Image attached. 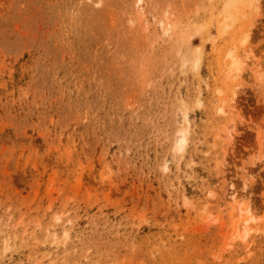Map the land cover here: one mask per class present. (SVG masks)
Masks as SVG:
<instances>
[{"label": "rangeland", "instance_id": "1", "mask_svg": "<svg viewBox=\"0 0 264 264\" xmlns=\"http://www.w3.org/2000/svg\"><path fill=\"white\" fill-rule=\"evenodd\" d=\"M0 264H264V0H0Z\"/></svg>", "mask_w": 264, "mask_h": 264}, {"label": "bare ground", "instance_id": "2", "mask_svg": "<svg viewBox=\"0 0 264 264\" xmlns=\"http://www.w3.org/2000/svg\"><path fill=\"white\" fill-rule=\"evenodd\" d=\"M184 142H185L184 131L180 130V132H178V135L176 137V145L180 147Z\"/></svg>", "mask_w": 264, "mask_h": 264}]
</instances>
